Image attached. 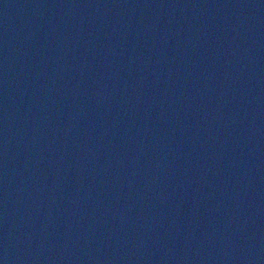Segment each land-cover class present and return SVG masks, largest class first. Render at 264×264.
Returning a JSON list of instances; mask_svg holds the SVG:
<instances>
[{
    "label": "water",
    "instance_id": "obj_1",
    "mask_svg": "<svg viewBox=\"0 0 264 264\" xmlns=\"http://www.w3.org/2000/svg\"><path fill=\"white\" fill-rule=\"evenodd\" d=\"M0 264H264V0H0Z\"/></svg>",
    "mask_w": 264,
    "mask_h": 264
}]
</instances>
